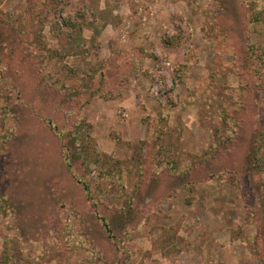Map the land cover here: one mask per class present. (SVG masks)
I'll list each match as a JSON object with an SVG mask.
<instances>
[{"label": "rangeland", "instance_id": "374dc122", "mask_svg": "<svg viewBox=\"0 0 264 264\" xmlns=\"http://www.w3.org/2000/svg\"><path fill=\"white\" fill-rule=\"evenodd\" d=\"M0 264H264V0H0Z\"/></svg>", "mask_w": 264, "mask_h": 264}]
</instances>
